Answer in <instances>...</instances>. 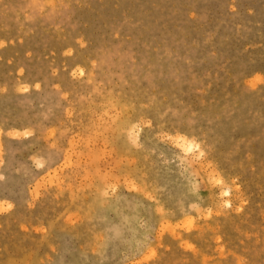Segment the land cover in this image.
I'll use <instances>...</instances> for the list:
<instances>
[{
    "label": "rangeland",
    "instance_id": "1",
    "mask_svg": "<svg viewBox=\"0 0 264 264\" xmlns=\"http://www.w3.org/2000/svg\"><path fill=\"white\" fill-rule=\"evenodd\" d=\"M0 264H264V0H0Z\"/></svg>",
    "mask_w": 264,
    "mask_h": 264
}]
</instances>
